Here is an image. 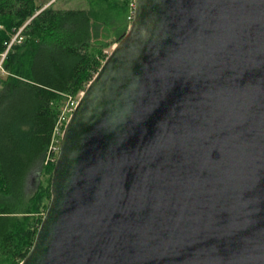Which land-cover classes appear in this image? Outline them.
<instances>
[{"label": "water", "instance_id": "95a60500", "mask_svg": "<svg viewBox=\"0 0 264 264\" xmlns=\"http://www.w3.org/2000/svg\"><path fill=\"white\" fill-rule=\"evenodd\" d=\"M133 1L19 264H264V0Z\"/></svg>", "mask_w": 264, "mask_h": 264}, {"label": "trees", "instance_id": "16d2710c", "mask_svg": "<svg viewBox=\"0 0 264 264\" xmlns=\"http://www.w3.org/2000/svg\"><path fill=\"white\" fill-rule=\"evenodd\" d=\"M46 1L0 0V264H19L32 246L51 195L56 121L133 18V0Z\"/></svg>", "mask_w": 264, "mask_h": 264}, {"label": "built area", "instance_id": "2783aa9c", "mask_svg": "<svg viewBox=\"0 0 264 264\" xmlns=\"http://www.w3.org/2000/svg\"><path fill=\"white\" fill-rule=\"evenodd\" d=\"M81 93L82 91L76 97L69 98L67 104L64 106L63 110L61 111L58 120L56 121V125L54 127L53 136H52V143L50 146V152L56 153V155L58 154L59 151L60 139L64 131V128L66 126V123L70 115L72 114L74 108L76 107Z\"/></svg>", "mask_w": 264, "mask_h": 264}, {"label": "rangeland", "instance_id": "374dc122", "mask_svg": "<svg viewBox=\"0 0 264 264\" xmlns=\"http://www.w3.org/2000/svg\"><path fill=\"white\" fill-rule=\"evenodd\" d=\"M43 2L46 0H42ZM53 1L54 4L58 7H84L87 5L86 0H50L49 2H45L46 5L52 3ZM45 5V6H46ZM116 42H114L110 47H108L107 49L104 50L106 56L108 55V53L111 51V49L113 48V46L115 45ZM46 177V175H43V179ZM34 181L37 179V175H34Z\"/></svg>", "mask_w": 264, "mask_h": 264}]
</instances>
